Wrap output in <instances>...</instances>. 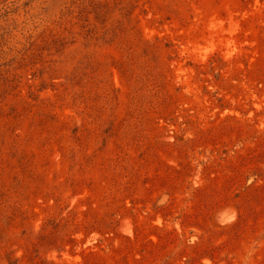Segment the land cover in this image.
Listing matches in <instances>:
<instances>
[{
	"label": "rangeland",
	"instance_id": "rangeland-1",
	"mask_svg": "<svg viewBox=\"0 0 264 264\" xmlns=\"http://www.w3.org/2000/svg\"><path fill=\"white\" fill-rule=\"evenodd\" d=\"M0 264H264V0H0Z\"/></svg>",
	"mask_w": 264,
	"mask_h": 264
}]
</instances>
